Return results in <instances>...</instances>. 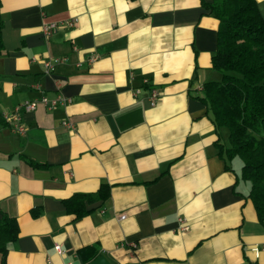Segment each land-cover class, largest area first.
<instances>
[{
    "label": "crops",
    "instance_id": "obj_1",
    "mask_svg": "<svg viewBox=\"0 0 264 264\" xmlns=\"http://www.w3.org/2000/svg\"><path fill=\"white\" fill-rule=\"evenodd\" d=\"M211 1L1 0L0 114L42 94L72 100L23 111V133L0 123V206L19 223L0 264H85L95 249L112 264H264L242 158L218 153L201 100L218 73ZM103 184L87 213L67 209Z\"/></svg>",
    "mask_w": 264,
    "mask_h": 264
},
{
    "label": "trees",
    "instance_id": "obj_2",
    "mask_svg": "<svg viewBox=\"0 0 264 264\" xmlns=\"http://www.w3.org/2000/svg\"><path fill=\"white\" fill-rule=\"evenodd\" d=\"M204 4L219 19L217 47L211 60L212 68L222 76L204 82L201 100L218 134L214 144L218 153L226 162L242 158V178L251 182L249 197L264 224V17L257 0H212ZM2 28L0 16V54L5 51ZM0 123L7 124L1 114ZM222 128L228 129L227 143ZM109 194V186L103 184L92 193L75 192L64 202L80 217L88 212L86 201L104 200ZM18 234L17 218L0 206V250ZM99 255L95 249L83 256L85 264Z\"/></svg>",
    "mask_w": 264,
    "mask_h": 264
},
{
    "label": "built area",
    "instance_id": "obj_3",
    "mask_svg": "<svg viewBox=\"0 0 264 264\" xmlns=\"http://www.w3.org/2000/svg\"><path fill=\"white\" fill-rule=\"evenodd\" d=\"M67 24L69 26H72L74 24L73 20H64L61 22L58 21H52L49 23H44L42 26V31L44 33V35L46 37L50 36L57 28L58 25L60 24ZM76 48V47H75ZM63 60V58L61 57H53V58H49L45 61V66L47 71H51L54 69V66L56 63H59ZM159 92H157L156 90H152L151 91V95H150V102L152 105L156 104L159 100ZM71 98L68 96H65L63 94H59L58 96L54 97V98H49L48 96H43V94L40 96V98L37 99H32V100H25L24 102L19 103L18 105H16L14 107V109L11 112H4L3 113V118L5 120H7L12 128L16 131H18L19 133H23L25 131V125H24V121H23V111H29V110H33L35 109L39 104H43L46 105L48 107H55L59 104L61 105H65L69 102H71ZM63 124L68 126L69 128L74 129V125L71 121L67 120H63ZM184 219H181V222H184ZM183 229L188 228V225H184L182 227ZM58 252H60V249L58 247V245L55 248ZM262 249H264V245L262 247ZM253 250L255 251V253L257 255H259L260 252V248L259 247H254ZM64 264H71L70 262H64Z\"/></svg>",
    "mask_w": 264,
    "mask_h": 264
},
{
    "label": "water",
    "instance_id": "obj_4",
    "mask_svg": "<svg viewBox=\"0 0 264 264\" xmlns=\"http://www.w3.org/2000/svg\"><path fill=\"white\" fill-rule=\"evenodd\" d=\"M88 264H112L111 261L107 258L106 255H99L92 261H90Z\"/></svg>",
    "mask_w": 264,
    "mask_h": 264
},
{
    "label": "rangeland",
    "instance_id": "obj_5",
    "mask_svg": "<svg viewBox=\"0 0 264 264\" xmlns=\"http://www.w3.org/2000/svg\"><path fill=\"white\" fill-rule=\"evenodd\" d=\"M221 76H222L221 73L218 72V73L215 74L214 78H216L217 80H220ZM224 130H225V132H222L223 140L227 143L228 142V129L225 128Z\"/></svg>",
    "mask_w": 264,
    "mask_h": 264
}]
</instances>
